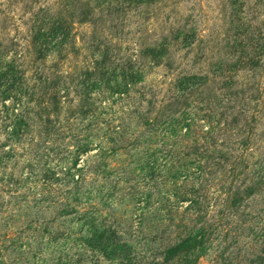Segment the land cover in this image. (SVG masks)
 Segmentation results:
<instances>
[{"label":"rangeland","instance_id":"rangeland-1","mask_svg":"<svg viewBox=\"0 0 264 264\" xmlns=\"http://www.w3.org/2000/svg\"><path fill=\"white\" fill-rule=\"evenodd\" d=\"M0 264H264V0H0Z\"/></svg>","mask_w":264,"mask_h":264},{"label":"trees","instance_id":"trees-1","mask_svg":"<svg viewBox=\"0 0 264 264\" xmlns=\"http://www.w3.org/2000/svg\"><path fill=\"white\" fill-rule=\"evenodd\" d=\"M112 255H115V254H112ZM125 256H126V254L122 253V254H119L117 257H120L123 260L122 257H125ZM169 257H170V254L168 253L167 258H169Z\"/></svg>","mask_w":264,"mask_h":264}]
</instances>
